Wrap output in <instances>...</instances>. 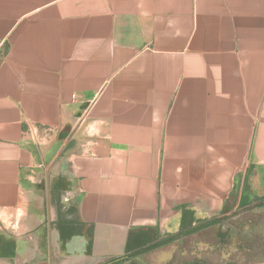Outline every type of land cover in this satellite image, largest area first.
Segmentation results:
<instances>
[{
  "label": "crops",
  "instance_id": "crops-1",
  "mask_svg": "<svg viewBox=\"0 0 264 264\" xmlns=\"http://www.w3.org/2000/svg\"><path fill=\"white\" fill-rule=\"evenodd\" d=\"M261 201L264 0H0V264L261 263Z\"/></svg>",
  "mask_w": 264,
  "mask_h": 264
},
{
  "label": "built area",
  "instance_id": "built-area-1",
  "mask_svg": "<svg viewBox=\"0 0 264 264\" xmlns=\"http://www.w3.org/2000/svg\"><path fill=\"white\" fill-rule=\"evenodd\" d=\"M50 137H51V130H45L43 135H41L38 139H37V143L39 145H43V144H46L49 140H50Z\"/></svg>",
  "mask_w": 264,
  "mask_h": 264
},
{
  "label": "rangeland",
  "instance_id": "rangeland-1",
  "mask_svg": "<svg viewBox=\"0 0 264 264\" xmlns=\"http://www.w3.org/2000/svg\"><path fill=\"white\" fill-rule=\"evenodd\" d=\"M262 207L264 209V206H262ZM256 208H258V206ZM254 212L257 213L259 211L256 210ZM263 215H264V211H263ZM257 235H258L259 239L264 242V228H263L262 231L258 232Z\"/></svg>",
  "mask_w": 264,
  "mask_h": 264
},
{
  "label": "trees",
  "instance_id": "trees-1",
  "mask_svg": "<svg viewBox=\"0 0 264 264\" xmlns=\"http://www.w3.org/2000/svg\"><path fill=\"white\" fill-rule=\"evenodd\" d=\"M257 205H264V201H261V202H258L257 204H256V206ZM255 206V205H254Z\"/></svg>",
  "mask_w": 264,
  "mask_h": 264
},
{
  "label": "water",
  "instance_id": "water-1",
  "mask_svg": "<svg viewBox=\"0 0 264 264\" xmlns=\"http://www.w3.org/2000/svg\"><path fill=\"white\" fill-rule=\"evenodd\" d=\"M256 264H264V262H261V263H256Z\"/></svg>",
  "mask_w": 264,
  "mask_h": 264
},
{
  "label": "flooded vegetation",
  "instance_id": "flooded-vegetation-1",
  "mask_svg": "<svg viewBox=\"0 0 264 264\" xmlns=\"http://www.w3.org/2000/svg\"><path fill=\"white\" fill-rule=\"evenodd\" d=\"M249 240V239H248Z\"/></svg>",
  "mask_w": 264,
  "mask_h": 264
}]
</instances>
